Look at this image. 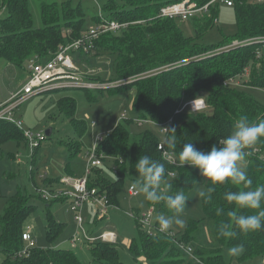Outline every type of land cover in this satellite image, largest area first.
I'll return each instance as SVG.
<instances>
[{
  "label": "trees",
  "instance_id": "trees-1",
  "mask_svg": "<svg viewBox=\"0 0 264 264\" xmlns=\"http://www.w3.org/2000/svg\"><path fill=\"white\" fill-rule=\"evenodd\" d=\"M181 0H106L101 13L108 19L130 22L119 31L102 34L94 41L89 52L80 54L113 57V70L117 79L130 78L129 82L110 92L132 88L134 95L131 107L138 119L149 120L161 129L160 139L147 129L139 134L130 129L131 118H123L102 141L98 152L113 161L116 178L108 181L101 177L100 167L94 168L96 179L89 186L104 191L109 201L117 204V195L125 180H135V162L139 156L148 155L164 164L165 180L172 184L170 195L178 191L187 192L196 181H202L203 190L211 186L199 174L198 169L187 164L180 167L179 152L185 143L207 152L230 134L236 118L246 115L250 121L264 118V106L243 89L233 85L237 79L245 85L264 88V44L258 41L224 48L234 40L264 36V0H231V5L221 0L209 4L207 10L199 11L189 20L193 21L194 37L183 34L177 17H161L162 6ZM203 6L210 0H190ZM234 8L236 32L223 35L215 44H200L197 38L217 23L219 4ZM5 15L0 18V59L6 64L24 65L30 59L46 61L58 50L59 45L71 42L83 33L84 14L70 2H45L39 4L42 26L35 28L28 7V0H0ZM99 15L94 17L99 22ZM183 20V19H182ZM187 20V19H186ZM133 22V23H131ZM116 32H122L120 35ZM218 49V50H217ZM211 51V52H210ZM151 72V73H149ZM99 78V79H98ZM97 80L103 79L96 76ZM95 79V80H96ZM94 80V79H93ZM202 97L206 109L192 112L178 110L185 102ZM62 109L70 112L74 101L64 97ZM176 129V147L165 142L171 133L162 132V124ZM25 138L22 129L14 123L0 119V145L11 138ZM26 139V138H25ZM163 143L168 158L158 149ZM258 150L240 162L253 181V187L264 184V138L255 145ZM238 186L229 182L216 184L211 199H202L204 216L213 220L215 235L220 246L243 244L247 256L264 252V230L239 233L235 238L219 237L217 227L221 221H229L228 211H237L233 204L224 199V193L237 191ZM64 198L45 200V235L53 242L62 229V223L53 217L51 206ZM149 207L157 214L171 213L163 202ZM222 208L220 215L216 209ZM34 205L27 196L14 194L7 200L0 215V264H82L75 252L63 247H26L23 249V223L33 211ZM135 214L140 213L134 210ZM239 214H251L250 210H239ZM138 241L133 240L130 251L136 264H228L221 248L204 243L200 220H190L183 232L175 234L177 239L194 246L198 261L183 253L173 242L170 234L160 231L149 232L148 227L134 219ZM158 225V224H155ZM154 225V226H155ZM155 229V228H154ZM171 231V230H168ZM172 232V231H171ZM95 259L107 264H125L119 260L113 244L101 240L91 242ZM25 250L24 253L22 251Z\"/></svg>",
  "mask_w": 264,
  "mask_h": 264
},
{
  "label": "rangeland",
  "instance_id": "rangeland-1",
  "mask_svg": "<svg viewBox=\"0 0 264 264\" xmlns=\"http://www.w3.org/2000/svg\"><path fill=\"white\" fill-rule=\"evenodd\" d=\"M41 1L57 3L68 1L71 5L78 6L84 14L83 33H85L87 29L95 25L94 17L101 15L103 3L106 0H28L35 28L42 26L39 11ZM5 12V9L0 6V18L5 15ZM176 21L185 36L194 37L192 20L188 18L187 20L176 19ZM235 32L234 8L220 3L217 23L197 38V42L215 44L222 40L223 35L232 36ZM116 33L120 35L122 32ZM262 51L264 53V48ZM71 58L77 68L74 72L79 76L92 80H95L96 76H102L101 81L122 80L114 78L113 57L106 53L93 56L73 51ZM26 82V64L21 66L6 64L3 59H0V101L18 93ZM233 85L246 91L264 106V88L245 85L238 79L233 82ZM113 89L87 90L73 86L53 88L30 96L16 107L13 121L22 123L20 128L23 133L31 130L34 134L39 133L42 136L39 146L32 152L27 140L23 137L22 139L11 138L0 145V215L3 213L7 200L14 194L27 196L29 202L34 205L33 211L23 223L24 229L29 230L33 243L29 245L25 242L23 249L60 246L75 252L82 264H107L105 261L94 258L91 242L85 236H96L104 229H112L117 234V241L111 244L117 249L119 260L125 264H136L130 251L131 242L138 241L136 221L129 216V213L135 209L140 213L147 212L150 207L143 195H129L128 185L133 184L135 180L123 182L117 195V204L109 207L106 215L99 213L100 206L97 203L91 200L84 202L80 210L83 229L74 219L70 199L55 202L51 206V211L55 220L63 224L62 229L51 243L47 241L45 235L47 203L41 196L40 190H47L54 194L60 191L71 192L72 189L61 181L62 177L72 176L66 169L75 173L73 177L83 176L88 161L86 153L96 147V136H105L111 132L114 126L123 120L122 114L133 119L129 124L133 133L139 134L150 129L160 139L163 137L161 129L149 120H144L141 124L137 123V115L131 107L134 89L110 92ZM64 97L74 101V108L70 112L62 109L60 105ZM48 128H51L52 132L50 136H44ZM112 168V159L104 154L102 166L97 169L101 177L113 181L115 173ZM97 170L92 171L89 179H96ZM203 188L202 181H196L187 190L185 195L189 199L182 214L185 224L183 227L173 225L169 230L178 234L186 229L190 220H200L203 227L202 240L207 245L221 248L228 264H264V252L247 256L244 251L240 256L231 257L227 254V249L232 246H220L216 239L214 222L204 216L202 198L196 195L197 191ZM157 215V212L153 210L150 218L152 226L158 224L155 219ZM163 215L171 216L172 213ZM153 232H156V229L153 228ZM73 237L76 238L74 244L71 242Z\"/></svg>",
  "mask_w": 264,
  "mask_h": 264
},
{
  "label": "built area",
  "instance_id": "built-area-1",
  "mask_svg": "<svg viewBox=\"0 0 264 264\" xmlns=\"http://www.w3.org/2000/svg\"><path fill=\"white\" fill-rule=\"evenodd\" d=\"M217 0H210L203 6H197L196 3L190 0H181L171 4H167L162 6L159 10V16L161 17H177L181 19L191 18L199 11L207 10L209 4H213ZM227 5H231V0H221ZM99 22L95 23L94 26L87 29L85 33H83L78 38L72 40L71 42H67L59 45L58 50L46 61H38L37 59H30L26 64V72H27V82L24 84L22 89L16 93L12 94L7 100L0 102V119L6 120L14 123L19 129L22 123L20 121H13V114L15 112L16 107L24 100L28 99L30 96L34 94H38L41 92H45L51 90L53 88L65 87V86H73L75 88L81 89H95V90H107L110 88H116L123 84L129 82L130 78H124L119 81L107 80H92L86 77L79 76L74 71L77 70L75 64L72 62L71 54L73 51H83L89 52L94 47V41L101 36L102 34L108 32L119 31L122 28H125L130 22H119L115 19H108L104 17L102 14L99 16ZM133 23V22H131ZM260 42L264 44V36L249 38L246 40L238 41L234 40L232 44L225 46L224 48L233 47L234 45L250 43V42ZM151 73V72H149ZM184 109H188L192 112H198L206 109L205 100L202 97L191 99L185 102L177 112H180ZM126 114H122V118H125ZM137 123L141 124L144 122L142 119H137ZM168 122L162 124V132H166L168 129ZM24 137L27 140V143L31 149V152L35 150L36 147L39 146L40 140L42 136L37 133L34 134L31 130L28 132H24ZM45 136V135H44ZM103 136L97 135L95 141L97 142L96 147L86 153L88 158L87 164L85 166V171L83 176L73 177V176H65L61 178L63 183H66L72 190L69 193H63L62 191L57 193H49L47 190H40L41 196L48 200L52 198H68L70 199V208L74 213V219L78 223V226L83 229L82 217L80 216L81 206L86 201H93L97 203L99 208V213L101 215H106L108 212V208L113 206L114 204L109 201L107 194L104 191H101L100 188L96 186H89L92 171L94 168L102 166V158L103 153L98 152V142L102 141ZM158 149H160L164 155H167L168 158H171L165 150L163 143L158 144ZM258 149L255 146H252V153H255ZM250 152L249 150H246ZM261 158L264 159V154L261 155ZM115 168V167H113ZM127 191L131 196H137V193L133 187L132 183L128 185ZM153 214V207H150L147 212L135 214L132 210L129 213V216L133 219L139 220L140 223L144 224L148 227L149 232H153V228L159 231V225H151L150 218ZM161 232V231H160ZM170 234L173 238V242L175 245L186 255L194 260L198 261L195 253L194 246L190 243H185L180 239H177L174 232L167 231L163 232ZM88 241L93 242L95 240H101L109 243H114L117 241V234L112 229H105L100 234L96 236H85ZM22 239L31 245L33 243L32 236L29 230H24L22 233ZM76 238L73 237L71 242L75 243ZM25 250L22 251L24 253Z\"/></svg>",
  "mask_w": 264,
  "mask_h": 264
},
{
  "label": "clouds",
  "instance_id": "clouds-1",
  "mask_svg": "<svg viewBox=\"0 0 264 264\" xmlns=\"http://www.w3.org/2000/svg\"><path fill=\"white\" fill-rule=\"evenodd\" d=\"M171 135L165 142L171 148L176 147V129H167ZM261 138H264V118L252 122L246 115L235 119L229 135L219 146L213 145L209 151L197 149L192 143H185L179 152L180 167L185 164L198 169L199 174L210 182L211 186L204 190H198L196 195L205 201L211 199V193L215 191L216 184L229 182L238 186L237 191L224 193L227 203L233 204L237 211H228L229 221H221L217 227L218 238H235L239 233L248 234L264 230V184L253 187V181L248 176L247 170L240 166V162L246 156L251 155L246 149L251 148ZM135 171L138 173L133 189L143 195L144 199L153 205L163 202L172 213L171 216L158 214L155 219L159 225V231L167 232L173 225L183 227L185 224L182 214L189 199L183 191L170 195L172 184L165 180V167L163 163L152 159L148 155L139 156L135 162ZM116 178V176L114 175ZM117 179V178H116ZM248 209L251 214H239V210ZM222 208L216 209L220 215ZM243 244H238L227 249L231 257L244 253Z\"/></svg>",
  "mask_w": 264,
  "mask_h": 264
},
{
  "label": "crops",
  "instance_id": "crops-1",
  "mask_svg": "<svg viewBox=\"0 0 264 264\" xmlns=\"http://www.w3.org/2000/svg\"><path fill=\"white\" fill-rule=\"evenodd\" d=\"M10 96H8L5 100H7L8 98H9ZM4 100V101H5ZM0 102H3V101H0ZM51 132H52V130H51ZM67 170V172L69 173V175H75V173H73V171H70V169H66ZM68 175V174H67ZM105 230V229H104Z\"/></svg>",
  "mask_w": 264,
  "mask_h": 264
},
{
  "label": "water",
  "instance_id": "water-1",
  "mask_svg": "<svg viewBox=\"0 0 264 264\" xmlns=\"http://www.w3.org/2000/svg\"><path fill=\"white\" fill-rule=\"evenodd\" d=\"M50 134H51V128L45 130V136H50Z\"/></svg>",
  "mask_w": 264,
  "mask_h": 264
}]
</instances>
